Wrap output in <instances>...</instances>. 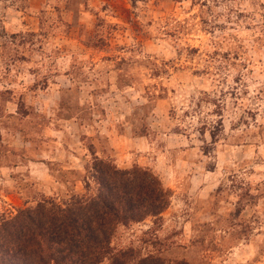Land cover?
Masks as SVG:
<instances>
[{
  "label": "rangeland",
  "instance_id": "rangeland-1",
  "mask_svg": "<svg viewBox=\"0 0 264 264\" xmlns=\"http://www.w3.org/2000/svg\"><path fill=\"white\" fill-rule=\"evenodd\" d=\"M99 161L171 193L102 264H264V0H0V226Z\"/></svg>",
  "mask_w": 264,
  "mask_h": 264
},
{
  "label": "trees",
  "instance_id": "trees-1",
  "mask_svg": "<svg viewBox=\"0 0 264 264\" xmlns=\"http://www.w3.org/2000/svg\"><path fill=\"white\" fill-rule=\"evenodd\" d=\"M91 171L98 185L94 195L45 200L0 226V264H102L119 226L159 218L170 205L171 193L147 170H119L99 161ZM133 256L113 254L112 264H165L134 262Z\"/></svg>",
  "mask_w": 264,
  "mask_h": 264
}]
</instances>
